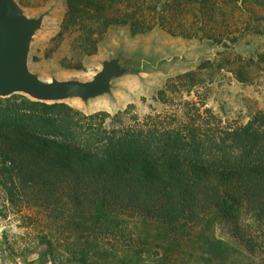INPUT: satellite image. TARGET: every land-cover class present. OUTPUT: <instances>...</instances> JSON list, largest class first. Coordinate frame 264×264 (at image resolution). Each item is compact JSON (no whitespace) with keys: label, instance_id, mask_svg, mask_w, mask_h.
I'll return each mask as SVG.
<instances>
[{"label":"trees","instance_id":"16d2710c","mask_svg":"<svg viewBox=\"0 0 264 264\" xmlns=\"http://www.w3.org/2000/svg\"><path fill=\"white\" fill-rule=\"evenodd\" d=\"M66 2L58 36L73 34L85 55L95 54L114 26H126L133 35L159 28L222 45L238 42V30L253 26L263 33L264 0ZM256 56L208 59L198 69L226 68L248 81L249 69L264 63V52ZM68 66L80 69L82 62ZM198 73L169 79L158 99L167 102L176 79L191 92ZM208 111L188 99L171 113L141 116L130 104L115 113L87 114L66 102L0 97V184L10 200L22 187L49 209L69 203L85 230L71 259L84 264L108 251L98 247V228L116 234L124 229V215L156 221L175 239L187 228L220 219L253 251V230H246L244 218L251 215L264 237V111L227 126L212 112L210 122ZM213 244L221 250L228 246L221 239ZM132 262L126 255L117 259V264Z\"/></svg>","mask_w":264,"mask_h":264},{"label":"rangeland","instance_id":"374dc122","mask_svg":"<svg viewBox=\"0 0 264 264\" xmlns=\"http://www.w3.org/2000/svg\"><path fill=\"white\" fill-rule=\"evenodd\" d=\"M14 1L28 20H39L26 47L29 72L50 82H92L107 70L100 93L87 97L74 94L46 102H66L87 114L99 110L115 113L132 104L142 116L178 111L191 99L202 109L211 110L204 112L210 122L215 115L226 126L246 123L255 112L264 111V63L249 69L248 81L239 80L226 68L215 72L198 69L208 59L257 58L264 52V24L260 26L263 33L254 32L253 26L238 30V42L226 45L171 35L159 28L133 35L126 26H114L101 37L97 52L85 55L74 43L73 34L58 36L67 11L66 0ZM79 62L80 69L68 66ZM185 72H199L192 91L185 90L176 79L177 87L169 92L167 102L159 100L158 91L166 82ZM13 94L34 99L21 91ZM14 193L10 200L0 184V264H84L71 259L72 253L81 249L85 234L72 206L64 203L49 209L33 198L31 189L18 187ZM245 216V228L254 234L253 251L231 232L228 222L220 219L187 228L175 239L156 221L124 215V229L118 233L108 235L98 228V247L108 251L91 261L117 264L118 257L126 255L133 258L131 264H264V237L251 215ZM214 239L227 242V248L219 249Z\"/></svg>","mask_w":264,"mask_h":264},{"label":"water","instance_id":"95a60500","mask_svg":"<svg viewBox=\"0 0 264 264\" xmlns=\"http://www.w3.org/2000/svg\"><path fill=\"white\" fill-rule=\"evenodd\" d=\"M38 23V19L28 20L14 0H0V96L21 91L34 99L48 101L74 94L87 97L100 93L108 75L106 69L92 82H50L29 72L26 47Z\"/></svg>","mask_w":264,"mask_h":264}]
</instances>
